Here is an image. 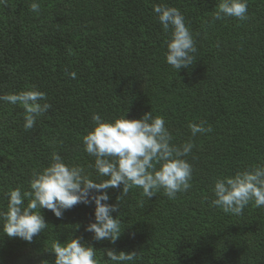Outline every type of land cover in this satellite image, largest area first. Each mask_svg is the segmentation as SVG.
<instances>
[{
    "label": "trees",
    "instance_id": "1",
    "mask_svg": "<svg viewBox=\"0 0 264 264\" xmlns=\"http://www.w3.org/2000/svg\"><path fill=\"white\" fill-rule=\"evenodd\" d=\"M40 4L39 14L30 4ZM220 0H6L0 4V95L34 87L51 108L25 131L20 105L0 102V209L5 193L28 190L33 170L57 152L90 178L104 179L82 137L93 113L106 121L139 119L152 111L165 120L173 143L194 148L192 187L170 200L130 189L113 218L123 229L115 243L95 241L85 231L94 205L77 204L56 218L41 209L48 225L31 242L4 236L0 264H52L51 244L80 238L105 250L136 252L127 264H264V207L240 215L211 205L217 177L264 163V0H247V19L214 20ZM155 4L175 7L195 40L193 65L177 72L166 63L167 34ZM75 71L76 79L68 73ZM213 131L191 137L189 123ZM120 188L107 190L116 204Z\"/></svg>",
    "mask_w": 264,
    "mask_h": 264
},
{
    "label": "clouds",
    "instance_id": "2",
    "mask_svg": "<svg viewBox=\"0 0 264 264\" xmlns=\"http://www.w3.org/2000/svg\"><path fill=\"white\" fill-rule=\"evenodd\" d=\"M0 4H6V0H0ZM216 8L214 20L247 19V0H220ZM30 10L39 14L40 4L31 3ZM152 10L167 34L166 63L177 72L190 68L197 49L185 17L179 9L167 4H155ZM68 75L76 79L75 71ZM46 100V94L34 87L0 95V102L22 106L25 131L32 129L37 119L51 108L49 103H41ZM125 114L106 121L99 113H93L91 130L82 137L83 150L94 160L89 167L104 179L99 182L91 179L83 167L66 164L53 152L46 167L31 173L28 190L17 187L4 194L7 203L0 209V228L4 236L31 242L48 226L41 209L49 210L60 219L64 211L77 204H92L94 222L87 224L85 231L91 233L95 241L115 243L123 229L121 221L113 218L112 213L117 212L130 189H141L146 198L162 191L168 199L175 200L177 194L192 187L193 168L185 159L194 148L192 140L173 143L164 118L154 116L152 111L139 119H126ZM188 128L191 137L213 131L203 122L189 123ZM113 188L121 189L120 196L116 204H109L107 190ZM211 191L214 196L211 205L226 214L240 215L250 203L257 208L264 207V163L215 178ZM97 252L80 238L71 236L63 243L55 240L48 253L54 257L52 264H99ZM102 255L107 256L108 264H127L137 257L136 252L126 254L114 250H105Z\"/></svg>",
    "mask_w": 264,
    "mask_h": 264
}]
</instances>
